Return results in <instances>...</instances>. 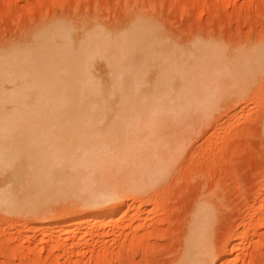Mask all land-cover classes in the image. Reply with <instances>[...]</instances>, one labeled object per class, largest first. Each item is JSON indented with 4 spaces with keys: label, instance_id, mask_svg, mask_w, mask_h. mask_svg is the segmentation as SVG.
Wrapping results in <instances>:
<instances>
[{
    "label": "bare ground",
    "instance_id": "1",
    "mask_svg": "<svg viewBox=\"0 0 264 264\" xmlns=\"http://www.w3.org/2000/svg\"><path fill=\"white\" fill-rule=\"evenodd\" d=\"M135 14L109 28L96 17L77 27L59 18L1 48L0 211L36 215L67 202L53 229L61 239L116 213L123 220V198L166 175L193 95L223 75L264 80V40L232 55L216 41L181 49ZM102 63L109 76H97ZM202 207L189 242L200 251L209 224ZM233 249L222 250L221 264ZM192 257L183 264H208Z\"/></svg>",
    "mask_w": 264,
    "mask_h": 264
},
{
    "label": "rangeland",
    "instance_id": "2",
    "mask_svg": "<svg viewBox=\"0 0 264 264\" xmlns=\"http://www.w3.org/2000/svg\"><path fill=\"white\" fill-rule=\"evenodd\" d=\"M134 12L181 49L216 41L232 55L264 40V0H0V50L61 18L77 27L96 17L109 28ZM104 65L95 67L98 77L109 76ZM223 76L208 77L191 97L166 175L123 198V220L116 213L61 239L53 229L67 202L46 203L36 215L0 211V264H183L188 254L221 264L228 246L230 264H264V80L243 77L236 89ZM199 206L209 217L201 251L189 246Z\"/></svg>",
    "mask_w": 264,
    "mask_h": 264
}]
</instances>
